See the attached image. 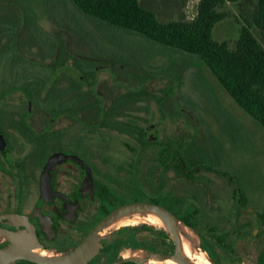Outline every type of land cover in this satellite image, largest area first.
<instances>
[{
  "label": "flooded vegetation",
  "instance_id": "1",
  "mask_svg": "<svg viewBox=\"0 0 264 264\" xmlns=\"http://www.w3.org/2000/svg\"><path fill=\"white\" fill-rule=\"evenodd\" d=\"M18 29L17 54L7 51L5 40L0 42V228L26 232L22 224L4 216H28L35 245L65 252L112 210L133 201L158 200L164 206L171 198L184 201L175 183L203 184L208 173L234 184L237 214L249 208H240L239 188L228 171L201 160L196 145L189 149L192 124L197 121L173 103L180 77L161 73L152 64L158 71L149 75L140 59L135 58L139 62L135 66L128 57L111 55L107 45H82L75 53L72 45L63 43L59 30L57 42L50 45L19 25ZM38 31L46 33L40 27ZM36 41L54 55L50 61L45 55L40 59L26 55L25 46ZM158 78L169 81L160 97L147 87ZM15 94L24 97L22 104H16ZM152 101L156 106L146 105ZM147 177L154 194L147 190ZM216 201L210 195L207 209L215 204L214 211ZM183 211L185 206L180 212L184 215ZM201 214L198 208L191 222L196 225ZM204 215L209 224L222 223L221 212ZM136 222L158 226L139 220L124 225ZM8 245L0 233V249ZM111 246L103 248L92 263H110L123 252L142 250L125 244L110 260ZM173 250L174 243L167 252Z\"/></svg>",
  "mask_w": 264,
  "mask_h": 264
},
{
  "label": "rangeland",
  "instance_id": "2",
  "mask_svg": "<svg viewBox=\"0 0 264 264\" xmlns=\"http://www.w3.org/2000/svg\"><path fill=\"white\" fill-rule=\"evenodd\" d=\"M139 1L142 6L155 12L159 19L167 21L191 19L196 15L200 0ZM0 5L5 12L13 10L18 17L19 27L25 29L28 35L31 33L34 39L51 45L57 42L56 31L59 30L63 43L72 45L70 47L75 53L82 45L85 48H88L86 45H93L94 48L96 45L100 48L107 45L111 55L128 57L135 66L139 62L134 60L139 58L149 75L155 72L150 66L152 64L161 73L180 77L181 81H177L179 92L175 97L172 95L175 98L173 103L186 110L194 122L197 121L192 124L189 149L192 151L197 146V155L201 160L228 171L235 178L236 187L246 196L249 209L264 214V128L233 100L200 58L172 48L158 47L160 44L136 33L117 31L101 21L96 22L74 8L69 0H0ZM222 9L229 16L216 24L214 36L218 41H227L234 47L241 28L252 20L257 1L228 2ZM38 27L46 33L39 32ZM253 31L264 45L260 30L254 28ZM41 46L37 41L31 47L26 45V55L36 59L45 55L50 61L54 55L48 54ZM168 84L167 79L158 78L147 87L160 97L161 89L167 88ZM13 96L17 105L23 103L24 97L20 94ZM146 105L151 107L156 106V103L146 102ZM205 175L203 184L175 183L176 191L182 194L184 201L202 209L201 219L197 220L195 227H188L190 235H183V241L197 246L216 264H233V261L237 264H255L264 245V225L260 226L258 216L247 208L239 210L238 214L235 212L236 201L232 197H236V188L230 180L215 173ZM151 183L149 177L145 178L149 194H154ZM210 195L214 200L217 199L218 206L214 211L215 204L207 209ZM206 212H221L222 223L209 224L204 215ZM182 215L180 213L177 216L180 218ZM209 228L228 231L227 241L232 245V250L213 240L208 234ZM160 229L163 228L144 222L113 225L106 231L116 233L118 237V242L111 244L113 255L110 260L116 257L125 244L137 247L136 244L144 243L145 249H149L154 243L159 251H163ZM50 251L58 252L56 249Z\"/></svg>",
  "mask_w": 264,
  "mask_h": 264
},
{
  "label": "trees",
  "instance_id": "3",
  "mask_svg": "<svg viewBox=\"0 0 264 264\" xmlns=\"http://www.w3.org/2000/svg\"><path fill=\"white\" fill-rule=\"evenodd\" d=\"M69 1L87 17L96 22L101 21L116 28L117 31L136 33L160 44L157 45L158 47L196 55L206 64L233 100L264 128V45L253 31L254 28L260 30V36L264 41V0H256L257 9L253 18L248 22L249 25L241 28L234 47L227 41H218L214 36V28L218 22L229 16V13L222 9L223 6L228 2L239 0H200L196 15L191 19L167 21L159 19L155 12L142 6L139 0ZM1 10L2 5H0ZM1 14L0 42L5 40L4 45L9 47L7 51L17 54L14 42L18 40V17L13 10L11 12L2 10ZM20 41L23 42V39L21 38ZM238 197L240 208L248 205L243 191H238ZM149 202L163 204L158 200ZM165 205L173 208L178 216L185 206L184 215L180 218L188 226L195 227L191 218L198 212L196 206L187 204L177 197L171 198ZM259 216L264 221V214L259 213ZM159 234L163 252L171 251L173 242L170 235L164 229H160ZM208 234H211V238L217 243L232 250V245L227 241L228 231L218 233L215 229H211ZM136 245L146 248L144 243ZM149 250L159 251L154 243L149 246ZM233 264L237 263L233 261ZM255 264H264V245L259 251Z\"/></svg>",
  "mask_w": 264,
  "mask_h": 264
},
{
  "label": "water",
  "instance_id": "4",
  "mask_svg": "<svg viewBox=\"0 0 264 264\" xmlns=\"http://www.w3.org/2000/svg\"><path fill=\"white\" fill-rule=\"evenodd\" d=\"M22 29V28H21ZM52 157L48 163L47 169L52 162ZM244 209H246L244 207ZM257 216L259 213L247 208ZM137 211H149L154 213L160 221L168 228V234L173 240L174 250L172 252L154 251L145 249L143 247L137 246L144 250L147 254L142 257H123L111 261L106 264H121L124 262H134L138 264H147L146 261L150 257H162L171 260L174 264H191L189 261L184 260L179 253V248L183 245V235L186 233L183 231V227H190L185 222H183L172 210L168 207L147 202V201H133L128 202L105 215L101 218L93 229L83 238V240L73 247L72 249L65 252H58V256H42L34 253L35 249H46L43 246L35 245L32 240L34 238L33 230L30 231L29 225H27L28 216L9 214L4 217L10 219H15L18 223L22 224L26 229L18 230H8L5 228H0V233L5 239L9 241V245L3 249H0V264H14L20 260H29L37 264H94L92 260L97 257L101 250L113 243L118 239L116 233L109 232L106 233L107 229L117 224V221L131 216ZM264 224L263 219L259 216V225ZM260 228V227H259ZM257 228L256 230H259ZM31 233V234H30ZM48 250V249H46ZM213 262V261H212ZM216 264L215 262H213Z\"/></svg>",
  "mask_w": 264,
  "mask_h": 264
},
{
  "label": "bare ground",
  "instance_id": "5",
  "mask_svg": "<svg viewBox=\"0 0 264 264\" xmlns=\"http://www.w3.org/2000/svg\"><path fill=\"white\" fill-rule=\"evenodd\" d=\"M135 220L147 221L150 223H154V224L162 227L167 232H169L168 228L160 221V219L154 213L149 212V211H137L134 214H132L131 216H128L126 218H123V219L117 221L116 225L121 226V225H124L126 222L135 221ZM183 231L186 234L190 235L187 227H183ZM33 252L37 253L39 255H42V256H49V257L60 255V253H56V252H52V251H48V250H44V249H35V250H33ZM179 253H180V256L184 260L189 261L191 264H214L209 259V257L207 256V254L204 251L199 249L197 246H194L193 244H189V243L184 242L183 245H181L179 248ZM145 254H147V253L144 250H140V249L131 250L129 252H123L118 257V259L123 258V257H126V258L127 257H129V258L142 257ZM146 262L156 263V264H174L171 260L166 259V258H162V257H150L147 259Z\"/></svg>",
  "mask_w": 264,
  "mask_h": 264
}]
</instances>
